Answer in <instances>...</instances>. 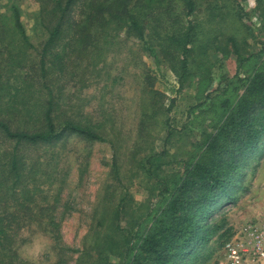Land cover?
<instances>
[{"label":"trees","instance_id":"obj_1","mask_svg":"<svg viewBox=\"0 0 264 264\" xmlns=\"http://www.w3.org/2000/svg\"><path fill=\"white\" fill-rule=\"evenodd\" d=\"M38 1L40 24L47 38L42 48L35 49L39 59L30 64L24 55L34 46L19 8L12 6L10 27L7 20L0 19V264L21 263L20 232L33 223H46L56 238L61 235L57 219L60 198L48 200L44 195L48 190L41 187L43 181L56 179L48 171L50 159L35 157L34 152L52 150L72 135L90 141L107 139L95 123L63 103L62 82L72 73L70 63L78 67L86 62V72L91 65H105L109 45L117 44L114 38L123 34L125 40L138 42L158 63L176 73L181 92L201 68L196 51L207 45L201 43L204 41L193 19L199 10L198 0ZM210 9L214 15V7ZM228 39L234 53L239 54L235 36ZM261 54L264 41L259 54L252 55ZM237 56L240 66L248 59ZM77 76L81 87L88 86L85 74ZM156 79L149 71L143 78L147 96L142 100L140 135L150 130L151 120L170 112L175 102L173 98L166 105L167 96L156 88ZM243 81V92L238 94L240 86H235L233 96L222 105L219 120L199 153L185 163L183 172L164 179L156 174L160 204L151 216L147 214L151 218L144 230L140 227L146 219L135 231H128L130 228L126 233L119 222L108 224L104 230L101 224L94 229L91 250L96 249V264H183L198 256L200 248L221 227L217 222H207L212 209L235 200L240 172L250 155L260 150L262 143L264 146V60ZM155 156L147 157L156 166L149 169L150 174L161 166ZM112 160L111 174L121 183L115 153ZM123 211L121 200L112 211L113 219L119 220ZM112 255L119 261L114 263Z\"/></svg>","mask_w":264,"mask_h":264},{"label":"rangeland","instance_id":"obj_2","mask_svg":"<svg viewBox=\"0 0 264 264\" xmlns=\"http://www.w3.org/2000/svg\"><path fill=\"white\" fill-rule=\"evenodd\" d=\"M197 4L199 10L193 19L200 40L204 41L201 43L207 45L196 51L201 68L196 69L197 75L190 78L181 92L176 73L163 62L158 63L138 42L125 40L123 34L114 38L118 39L117 44L109 45L105 65H91L86 72V62L77 64L78 67L68 64L72 73L62 82L63 103L95 123L107 139L90 141L72 135L52 150L34 152L35 157L50 159L48 171L56 179L43 181L41 187L48 190L44 194L48 200L60 198L57 219L61 235L56 238L46 223L25 227L20 232L19 264H96V249L91 250V246L94 229L100 224L104 230L108 224L119 222L126 233L130 228L128 231H135L139 222L146 219L140 227L144 230L151 218L147 214L150 212L151 216L160 204L156 174L162 179L181 174L185 163L199 153L235 86H240L238 94L243 92V80L264 60V54L252 55L259 54L264 41V0H198ZM13 5L19 8L34 46L24 55V61L30 64L39 59L35 49L42 48L47 38L40 24L41 5L38 0H0V19L8 21L7 27L11 25ZM210 7H214V15L210 14ZM229 36H235L239 54L234 53ZM237 55L248 59L240 66ZM147 71L156 76V88L166 94V105L173 98L175 102L170 112L151 120L150 130L140 135L142 100L147 96L143 78ZM78 74H85L88 86L81 87ZM262 144L260 150L250 155L248 165L237 178L235 200L224 201L222 206L212 209L207 222H217L221 227L200 248L198 256L183 264H231L226 241L233 239L245 224L264 220ZM114 153L121 183L111 174ZM151 154H156V162H161L154 174L150 171L156 166L147 160ZM121 200L125 211L119 220L113 219L112 211ZM103 214V221L99 222ZM110 258L114 263L119 261L118 256Z\"/></svg>","mask_w":264,"mask_h":264},{"label":"built area","instance_id":"obj_3","mask_svg":"<svg viewBox=\"0 0 264 264\" xmlns=\"http://www.w3.org/2000/svg\"><path fill=\"white\" fill-rule=\"evenodd\" d=\"M225 249L231 264H264V220L245 224Z\"/></svg>","mask_w":264,"mask_h":264}]
</instances>
